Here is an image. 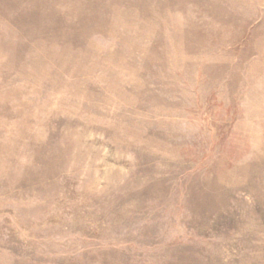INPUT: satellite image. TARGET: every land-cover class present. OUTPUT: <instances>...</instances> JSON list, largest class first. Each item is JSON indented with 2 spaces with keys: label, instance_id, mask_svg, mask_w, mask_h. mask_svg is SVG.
I'll use <instances>...</instances> for the list:
<instances>
[{
  "label": "rangeland",
  "instance_id": "374dc122",
  "mask_svg": "<svg viewBox=\"0 0 264 264\" xmlns=\"http://www.w3.org/2000/svg\"><path fill=\"white\" fill-rule=\"evenodd\" d=\"M0 264H264V0H0Z\"/></svg>",
  "mask_w": 264,
  "mask_h": 264
}]
</instances>
